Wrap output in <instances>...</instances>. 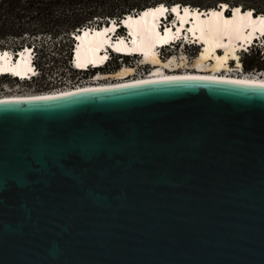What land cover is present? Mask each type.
<instances>
[{
    "label": "water",
    "instance_id": "95a60500",
    "mask_svg": "<svg viewBox=\"0 0 264 264\" xmlns=\"http://www.w3.org/2000/svg\"><path fill=\"white\" fill-rule=\"evenodd\" d=\"M0 264H264V84L1 99Z\"/></svg>",
    "mask_w": 264,
    "mask_h": 264
},
{
    "label": "bare ground",
    "instance_id": "6f19581e",
    "mask_svg": "<svg viewBox=\"0 0 264 264\" xmlns=\"http://www.w3.org/2000/svg\"><path fill=\"white\" fill-rule=\"evenodd\" d=\"M223 3L224 8L229 6L227 2ZM166 6L170 8L163 2L148 6L139 13L142 14L139 17V14L128 13L130 15L126 16L123 22L132 31L131 38L126 36L115 37L113 33L119 22L114 20L110 24L101 26H85L78 33L75 32L78 40L77 49L75 51L71 49L76 67L83 68L90 64L102 66L110 57L112 58L108 63L114 57L132 58L135 56L127 54L140 53L141 56L138 57L142 58V64L146 63L145 66L152 64L153 70L151 69V72L148 69L146 74L143 72L137 74V66L125 64L116 71H97L98 74L95 77L97 81L86 82L79 86L64 87L61 90L34 91L27 94L13 92L11 95L0 97V100L53 96L83 88L114 86L180 76H205L264 84V68L261 72H251V70L242 68L243 50H241L242 45L239 41L242 39V43H244L247 39H254L257 30L261 33L264 32L263 12L258 15L254 13L253 8L245 10L241 5H237L234 6L233 13L229 14V17H225L221 11L222 5L210 7L208 10V8H199L190 4H184V8H182L181 3H175L173 9L178 14L176 19L178 22L172 26L168 25L164 33L161 34L157 29L159 22H162L158 19V15L164 13ZM247 27L249 28L247 29ZM182 35L188 39L192 37L194 43L203 46L196 54L194 61L190 62L188 54L184 50L181 52L172 51L168 57L163 58V52L157 47L164 43L174 42L178 39L177 37ZM182 46L185 47L186 45ZM27 47L26 51H21L17 62L13 60L10 52H1L0 74L10 72L19 77L31 78L33 75L32 56L29 53L31 45ZM110 47L123 54L116 55L114 50L110 51ZM221 47H224L223 51L220 50ZM100 68L102 67H98V69ZM110 77L117 78V80L107 82L103 80Z\"/></svg>",
    "mask_w": 264,
    "mask_h": 264
},
{
    "label": "trees",
    "instance_id": "16d2710c",
    "mask_svg": "<svg viewBox=\"0 0 264 264\" xmlns=\"http://www.w3.org/2000/svg\"><path fill=\"white\" fill-rule=\"evenodd\" d=\"M161 2L167 5L190 4L199 8L218 7L220 2H227L231 7L241 5L245 10L253 8L255 14L264 13V0H0V49L12 47L17 50L35 39L50 37L65 46L70 60L72 31L83 26H101L109 23L108 17L121 19L125 14H136ZM190 47L195 53L198 51V46ZM38 51L41 52L39 56L45 59L54 62L57 59L51 50L40 48ZM36 61L44 73H53V69L46 72ZM242 62L246 70L262 69L264 47L254 46L244 51Z\"/></svg>",
    "mask_w": 264,
    "mask_h": 264
},
{
    "label": "rangeland",
    "instance_id": "374dc122",
    "mask_svg": "<svg viewBox=\"0 0 264 264\" xmlns=\"http://www.w3.org/2000/svg\"><path fill=\"white\" fill-rule=\"evenodd\" d=\"M34 43L36 44V46ZM33 44H34L38 54L41 53L40 51H38V49H40V48H45V49L51 50V51H53L52 53L56 54L57 59L55 62L50 61L48 59H45L43 56L37 57L38 62L43 66L44 70H46V72L47 71L49 72V69H53V73H50V74L44 73L42 70L43 77L37 79L36 82L34 81L32 83L31 82H29V83L28 82H22V83L16 84L15 82H12L10 80H8L9 82H5V85L8 88L13 89V92H15L16 94H19V92L20 93H26V94L31 93V92H26V90H31L33 87L38 88L37 85H39V83H41V84L44 83V86L47 84V86L52 87V86L59 84L61 82H63V83H65L67 81L69 82V77L71 74V67H70V60L67 58V55H66L65 46H63V44H60L57 39L50 38V37L35 39L29 45H33ZM193 49L190 46L183 47L181 45L180 47H178L176 49V51L181 52L184 50V52H186L188 54L190 62H192V61H194L196 54L198 53V52L195 53ZM171 53H172L171 49H169V50L165 49L164 50L165 56L163 58L168 57V55H170ZM113 57H114V55H113ZM72 58H73V55H72ZM141 60H142V58L138 57V56H135L132 58L131 57H124L123 60H120L118 57H114L113 60L109 64H107L106 69L100 70V71H102V72L116 71L119 67H121L122 65H125V64H132V65L137 66V69H136L137 74H140L141 72H143L144 68L146 69V71H148L149 68H151L153 70L152 64L150 66H148V65L145 66L146 63L142 64ZM53 62L55 64V66H53ZM80 75H81L80 76L81 81H83V80L88 81V79L90 77L89 73L86 74V75H88L87 78L85 77L86 79L81 78L82 76L83 77L85 76V73H80ZM4 80H6V79H4ZM29 86H30V88H29ZM40 88H41V86H40ZM23 91H25V92H23Z\"/></svg>",
    "mask_w": 264,
    "mask_h": 264
},
{
    "label": "built area",
    "instance_id": "2783aa9c",
    "mask_svg": "<svg viewBox=\"0 0 264 264\" xmlns=\"http://www.w3.org/2000/svg\"><path fill=\"white\" fill-rule=\"evenodd\" d=\"M94 26H97V25L95 24ZM79 29L80 28H78L76 31H78ZM27 46H28V44H26L23 48L17 49V50L15 48H12V47L1 48L0 49V53L2 51H8V52H10L12 54V56H14L16 53H18V52L21 53V51H24V48H28ZM31 47L34 49L33 54L35 55V58L37 59V57H40L39 54L36 51V48H35L34 44L31 45ZM123 58L124 57H119L120 60H123ZM37 65H38V68H39V70H38L39 71V74L36 75V76H32L31 78L19 77V76H16L14 74H11V75H9V74H0V97H2V96H8V95L13 94V89H10V88H8L5 85V82H9L8 80H10L12 82H15L17 84V83H22V82L30 81V79L33 80V79H35L37 77L38 78H42L43 77L42 69L40 68V66H39L38 63H37ZM70 67H71V74H70V77H69V82L68 81L65 82V83L61 82V83L56 84V85H54L52 87L47 86V84L44 86V83H42V84L39 83V85H37L38 88H35L33 90H29L28 92L44 91V90L49 91V90H58V89L61 90L64 87L79 86L80 84H84L86 82L97 81V79H95V77L97 76L98 72H96V73L95 72L94 73L93 72L90 73V72H87V71H81V70H79L75 66V63H74L73 58H72V55H71V58H70ZM242 68H244V67L242 66ZM252 71H254V72H261V71H263V68L262 69L253 68V69H251V72ZM80 73H85V76L84 77L83 76L81 77L82 79H84L85 77L87 78L88 75H86V74L89 73L90 74V77H89L88 81H86V80L81 81V79H80V76H81ZM143 73L146 74V69L145 68H144ZM4 79H6V80H4ZM103 80L106 81V82L107 81H112V80L115 81V80H117V78L110 77V78H106V79H103ZM40 86H41V88H40Z\"/></svg>",
    "mask_w": 264,
    "mask_h": 264
},
{
    "label": "flooded vegetation",
    "instance_id": "af4514ba",
    "mask_svg": "<svg viewBox=\"0 0 264 264\" xmlns=\"http://www.w3.org/2000/svg\"><path fill=\"white\" fill-rule=\"evenodd\" d=\"M111 61H112V60H111ZM111 61H110V62H111ZM110 62H109V63H110ZM109 63H108V64H109ZM106 67H107V65H106ZM106 67H102V68H100V69H96V70L94 69V70H91V71H89V72L91 73V72L93 71V73H94V72L96 73L97 70H98V71H99V70H104ZM37 79H39V78L37 77V78H35V79H33V80L30 79V81H27V82H28V83H29V82L32 83V82H34V81L36 82ZM34 85H35V84H34ZM29 88H30V86H29ZM33 89H35V87H33L31 90H33ZM28 91H29V90H26V92H28ZM23 92H25V91H23Z\"/></svg>",
    "mask_w": 264,
    "mask_h": 264
}]
</instances>
